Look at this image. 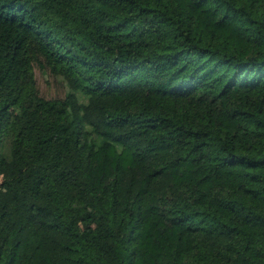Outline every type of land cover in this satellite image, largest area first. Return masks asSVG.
<instances>
[{"label": "trees", "instance_id": "16d2710c", "mask_svg": "<svg viewBox=\"0 0 264 264\" xmlns=\"http://www.w3.org/2000/svg\"><path fill=\"white\" fill-rule=\"evenodd\" d=\"M1 181L0 264H264V0H0Z\"/></svg>", "mask_w": 264, "mask_h": 264}, {"label": "rangeland", "instance_id": "374dc122", "mask_svg": "<svg viewBox=\"0 0 264 264\" xmlns=\"http://www.w3.org/2000/svg\"><path fill=\"white\" fill-rule=\"evenodd\" d=\"M35 80L39 94L47 100H63L68 93V87L64 80L55 75L46 67L44 61L34 63ZM3 182H0V189H3Z\"/></svg>", "mask_w": 264, "mask_h": 264}]
</instances>
